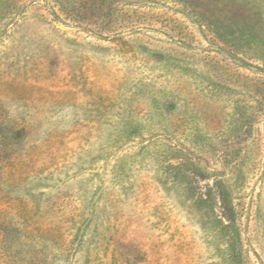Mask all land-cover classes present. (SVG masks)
Returning <instances> with one entry per match:
<instances>
[{"label":"rangeland","instance_id":"1","mask_svg":"<svg viewBox=\"0 0 264 264\" xmlns=\"http://www.w3.org/2000/svg\"><path fill=\"white\" fill-rule=\"evenodd\" d=\"M264 0H0V264H264Z\"/></svg>","mask_w":264,"mask_h":264},{"label":"trees","instance_id":"2","mask_svg":"<svg viewBox=\"0 0 264 264\" xmlns=\"http://www.w3.org/2000/svg\"><path fill=\"white\" fill-rule=\"evenodd\" d=\"M261 85H257L258 87L260 86L259 88V92L261 93V99L260 101L264 104V83H259Z\"/></svg>","mask_w":264,"mask_h":264}]
</instances>
